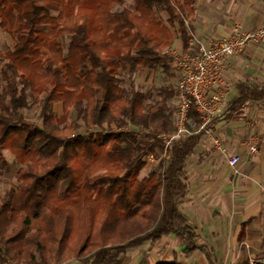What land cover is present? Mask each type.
Masks as SVG:
<instances>
[{
    "label": "trees",
    "instance_id": "16d2710c",
    "mask_svg": "<svg viewBox=\"0 0 264 264\" xmlns=\"http://www.w3.org/2000/svg\"><path fill=\"white\" fill-rule=\"evenodd\" d=\"M196 4L0 0V30L14 41L0 85V169L5 150L18 167L0 193V264H123L129 250L167 237L182 250L158 264H189L197 253L215 264L182 211L198 114L171 139L178 88L144 91L126 78L140 68L174 75L167 52L177 37L189 46ZM249 102L264 107V85L239 84L227 117ZM149 156L159 166L142 177Z\"/></svg>",
    "mask_w": 264,
    "mask_h": 264
},
{
    "label": "crops",
    "instance_id": "0c3cea01",
    "mask_svg": "<svg viewBox=\"0 0 264 264\" xmlns=\"http://www.w3.org/2000/svg\"><path fill=\"white\" fill-rule=\"evenodd\" d=\"M190 27L189 46L184 48L177 37V43L167 52L175 64L173 76H167L162 70L142 68L137 74L166 76L165 83L159 77L161 83L158 81L157 88L168 84L178 88L181 75L174 55L197 52L198 44L208 47L232 34L264 29V0H197ZM222 79L218 89L224 91L228 107L238 94L239 84L263 86L264 43H251L230 57ZM227 116L228 112L225 118H215L210 127L229 154L239 156L240 162L236 169L231 168L227 158L199 126L198 143L187 161L189 195L182 211L197 228L199 241L212 250L215 264L222 261L251 264L250 260L264 264V107L261 103L249 102ZM251 144L257 145V153L250 152ZM135 249L138 254H127L123 264H141L145 256L150 264L169 261L174 252H181L182 245L175 238L167 237L152 250L144 247L131 250ZM188 263L211 264L203 253H197Z\"/></svg>",
    "mask_w": 264,
    "mask_h": 264
},
{
    "label": "built area",
    "instance_id": "2783aa9c",
    "mask_svg": "<svg viewBox=\"0 0 264 264\" xmlns=\"http://www.w3.org/2000/svg\"><path fill=\"white\" fill-rule=\"evenodd\" d=\"M251 43H264V29L255 33L232 34L210 46L198 44V51H186L174 55L181 79L178 84L177 131L176 136L188 132L187 126L195 124L189 118L194 108L200 120V129L210 136L215 147L227 158L228 165L236 169L239 156L230 155L221 140L213 135L211 124L217 117L225 118L228 106L225 93L218 86L222 84V74L228 59L244 50ZM251 153H257L256 144H251ZM169 158L167 154L164 155ZM148 159H153L149 156ZM251 264L254 261L250 260ZM218 264H231L226 261Z\"/></svg>",
    "mask_w": 264,
    "mask_h": 264
},
{
    "label": "rangeland",
    "instance_id": "374dc122",
    "mask_svg": "<svg viewBox=\"0 0 264 264\" xmlns=\"http://www.w3.org/2000/svg\"><path fill=\"white\" fill-rule=\"evenodd\" d=\"M134 4V0H127V7L128 8H132ZM63 41L65 43L68 42V38L64 37ZM177 43V40L176 42ZM14 46V41L11 39V37L7 36L5 33H3L0 30V85H4V80L2 78V73L4 70L7 69V53L13 48ZM162 75L159 76L155 75V76H151V75H146V74H142V75H138L137 73L135 75H133L132 77L126 76L127 78V82H134L135 85L144 91H154L157 89V84H159L158 81H160L161 79H159V77H161ZM178 78V77H177ZM163 82H167L166 76H162ZM161 83V81H160ZM158 99H156L157 101ZM175 106L176 108L178 107V102L177 100L175 101ZM54 110L58 115H61L63 112V108L61 104H57L54 106ZM27 117L30 120L33 121H38L39 120V109L37 107H33L31 106L27 111H26ZM75 118V114L72 113L70 116V119L73 120ZM115 130V129H113ZM4 157L8 163V168L6 169H0V193H3L6 189H8L10 186L14 185L17 183L16 181V172H17V165L14 161V157L13 154L10 150H5L4 151ZM147 167L146 169L143 171L142 173V177L146 176L147 173L153 169L159 166V161L155 160V159H147ZM137 252H139L137 249L135 250H130L128 252L129 256H133L138 254ZM59 264H78L74 257L70 258V259H65L63 260L61 263Z\"/></svg>",
    "mask_w": 264,
    "mask_h": 264
}]
</instances>
